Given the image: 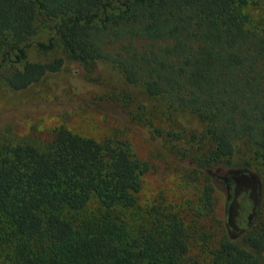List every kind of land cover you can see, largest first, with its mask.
<instances>
[{"label":"trees","instance_id":"obj_1","mask_svg":"<svg viewBox=\"0 0 264 264\" xmlns=\"http://www.w3.org/2000/svg\"><path fill=\"white\" fill-rule=\"evenodd\" d=\"M260 2L0 0V76L9 89L59 71L61 56L27 55L32 44L49 51L58 43L85 70L110 64L123 88L163 97L165 120L179 112L202 124L186 134L144 119L183 162L190 186L197 180L195 196L175 202H140L149 166L120 130L95 137L58 124L45 140L4 137L0 264H264L263 199L257 205L251 193L248 159L231 160L242 142L264 169V21L250 13ZM37 20L45 41L34 38ZM97 97L85 105L125 118L115 98Z\"/></svg>","mask_w":264,"mask_h":264},{"label":"rangeland","instance_id":"obj_2","mask_svg":"<svg viewBox=\"0 0 264 264\" xmlns=\"http://www.w3.org/2000/svg\"><path fill=\"white\" fill-rule=\"evenodd\" d=\"M250 13L254 20L264 21V0ZM36 22L34 38L45 41L48 32L42 27L40 20ZM27 55L29 60L34 61L61 56L63 65L59 71L47 73L38 82L17 91L9 89L0 76V144L4 137L19 134L45 140L52 126L58 124L95 137L117 129L121 131L123 138L130 142L136 156L145 160L149 166L143 177L142 191L139 193L141 203L146 196L165 195L173 202L179 201L180 198L185 201L190 195L195 196L197 180L190 186L184 176L183 162L168 148L162 138L154 137L144 124V119H149L152 123H160L164 127L183 129L187 134L190 131L198 132L202 128V124L193 116L174 112L172 123L165 120L161 115L166 110L163 97H148L138 86L123 88L118 70L110 64L96 63L93 69L85 70L72 60L58 43L49 51H40L32 44L27 48ZM128 94L130 98L127 97ZM97 96L100 99H105L106 96L115 98L118 107L125 113V118L106 119L102 113L100 116L95 108L94 110L85 105L89 99ZM178 145L184 144L179 142ZM244 159H248V168L251 169V172H247L250 175L247 176L254 183L251 193L255 203L258 205L260 198L264 203V169L255 156L252 157L249 145L240 142L231 160L235 164ZM237 194L238 192H233L234 203L239 196ZM236 207L238 209L239 204ZM221 213V205L218 203L213 209L212 220H216V215L219 217ZM231 229L235 233L238 231L234 223L231 224ZM198 248V240H191L189 253L196 255ZM261 256L264 259V254Z\"/></svg>","mask_w":264,"mask_h":264}]
</instances>
